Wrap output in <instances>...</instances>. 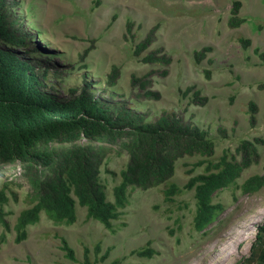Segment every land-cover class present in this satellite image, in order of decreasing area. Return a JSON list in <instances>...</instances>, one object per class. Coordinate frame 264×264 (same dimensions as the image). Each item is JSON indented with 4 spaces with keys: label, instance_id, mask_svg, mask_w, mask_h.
Segmentation results:
<instances>
[{
    "label": "rangeland",
    "instance_id": "obj_1",
    "mask_svg": "<svg viewBox=\"0 0 264 264\" xmlns=\"http://www.w3.org/2000/svg\"><path fill=\"white\" fill-rule=\"evenodd\" d=\"M4 1L30 37L27 47L5 48L38 72L45 94L66 102L90 85L98 102L126 105L148 122L163 111L174 112L207 133L215 154L179 159L167 184L132 191L129 206L113 223L112 232L88 220L86 209L77 205L74 225L54 224L42 213L39 223L27 228V239L18 244L14 226L21 212L34 204L31 188L22 172L0 169V192L6 187L8 198L0 220V264H83L85 248L94 264H240L247 259L264 223V188L243 194L239 187L249 177L264 174V146L258 148L259 163L245 170L234 186L215 195L214 202L223 204L225 211L203 233L193 230L194 191L185 186L203 172L199 161L235 155L241 142L264 135V61L259 56L264 54V0H101L99 7L94 0ZM236 2L244 23L232 29L228 21ZM128 21L134 24L131 33L126 30ZM155 27L154 44L135 56V47ZM239 39L251 41L250 46L242 48ZM207 47L212 52L197 64L194 53ZM159 48L171 59L168 67L142 62ZM113 68L119 69V78L110 88L107 79ZM163 70L166 77L152 79V90L159 92L160 100L137 98L139 90L131 87V77ZM191 86L208 98L205 106H193L190 96H183ZM250 102L257 105L255 126L250 124ZM126 163V156L114 154L108 159L107 169L116 173V177L101 175L109 201ZM168 184L182 190L169 202L163 193ZM61 237L73 250L75 262L60 249ZM143 249L155 254L151 258L134 254ZM108 250L111 253L103 260Z\"/></svg>",
    "mask_w": 264,
    "mask_h": 264
},
{
    "label": "trees",
    "instance_id": "obj_2",
    "mask_svg": "<svg viewBox=\"0 0 264 264\" xmlns=\"http://www.w3.org/2000/svg\"><path fill=\"white\" fill-rule=\"evenodd\" d=\"M96 7L101 0H94ZM240 3L231 8L228 26L239 28L244 20L238 18ZM128 21L126 30L132 32ZM153 28L136 47L140 56L155 42ZM30 38L18 21L12 17L4 0H0V169L15 168L30 185L34 204L21 212L14 230L15 242L28 237L27 228L39 223L43 213L54 224L74 225L77 222V205L86 209V218L101 224L112 232L113 223L120 220L129 206V196L134 190H150L165 185L173 177L175 164L184 157L211 158L215 144L206 132L190 120L163 111L148 122L126 105H103L92 95L90 85H85L72 100L59 102L42 91L38 72L27 62L5 47H27ZM242 48L251 41L239 39ZM89 50L85 52V55ZM212 52L207 47L194 53L200 64ZM258 53V51H255ZM264 61V54H260ZM142 62L168 67L171 59L159 48L147 53ZM206 72L207 79L210 73ZM166 77L167 70L137 78L131 77V87L138 89L137 98L159 101L160 94L152 90V79ZM119 78V69L113 68L107 86L113 87ZM183 96H190V104L203 107L208 98L196 87H188ZM250 124L255 126L257 105L249 103ZM264 146V135L253 141H243L236 154L225 153L218 161H199L203 172L189 179L185 189L194 191L195 214L193 230L203 233L218 221L225 206L215 203L217 193L234 186L245 170L259 163V147ZM126 156L127 163L119 172V183L112 190L109 201L103 172L116 177L107 169L111 155ZM189 176L191 172L188 173ZM13 183L12 181L10 182ZM5 188L0 192V220H4V205L8 203ZM264 188V174L249 177L239 189L243 194H254ZM167 202L182 194L175 184L164 190ZM5 224V223H3ZM6 227H8L5 224ZM60 249L70 261H76L73 250L64 238H59ZM99 254L100 246L95 247ZM111 250L103 257L108 258ZM142 258L155 253L149 249L135 251ZM83 264H94L89 250L84 249ZM112 264H119L113 262ZM240 264H264V223L257 229L250 256Z\"/></svg>",
    "mask_w": 264,
    "mask_h": 264
}]
</instances>
